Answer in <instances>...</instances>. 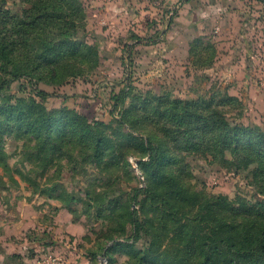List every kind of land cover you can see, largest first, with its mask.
I'll list each match as a JSON object with an SVG mask.
<instances>
[{
    "label": "rangeland",
    "instance_id": "1",
    "mask_svg": "<svg viewBox=\"0 0 264 264\" xmlns=\"http://www.w3.org/2000/svg\"><path fill=\"white\" fill-rule=\"evenodd\" d=\"M101 1L81 0L84 18L77 30L80 39L95 46L94 64H83L56 83L31 72L6 90L9 103L33 100L39 107L32 111H53L67 124L61 149L51 141L39 148L41 140L26 135L25 127L0 128L7 163L0 166V235L14 254L19 245L28 258L42 252L40 264H99L101 257L108 264H136L135 251L161 232L158 211L142 188L130 202L145 182L165 191L154 166L141 163L148 157L146 138L160 150L169 146L163 123L154 130L150 124L156 117H138L145 115L138 97L227 93L240 102L230 121L264 128V0ZM25 6L20 0H0V9L12 12ZM199 38L201 58L195 65L192 47L188 56L184 51ZM125 84V102L115 105L114 95ZM34 88L48 95L40 97ZM73 112L83 117L75 130L68 124ZM94 127L101 138L95 154L87 130ZM177 149L185 166L162 160L159 167L179 186L189 174L196 189L248 201L261 198L252 163L234 169L206 152ZM131 208L145 223L135 241L127 214ZM45 241L52 242L38 245ZM50 246L55 254H48ZM13 260L39 264L19 253Z\"/></svg>",
    "mask_w": 264,
    "mask_h": 264
},
{
    "label": "trees",
    "instance_id": "2",
    "mask_svg": "<svg viewBox=\"0 0 264 264\" xmlns=\"http://www.w3.org/2000/svg\"><path fill=\"white\" fill-rule=\"evenodd\" d=\"M27 6L17 12L0 9V128L25 127L26 135L43 142L51 141L52 147L62 148L66 123L53 111L38 109V103L17 100L9 103L6 92L10 83L22 76L37 74L47 76V81L56 83L76 73L83 64H94L98 54L94 45L77 36L84 18L81 0H20ZM196 39L192 47L193 63L196 65L201 52ZM195 51V53H194ZM204 65V64H202ZM31 83V82H30ZM114 95L115 105L123 106L128 85ZM44 97L45 90L32 89ZM138 97V96H137ZM137 101L145 115L156 121L150 124L154 130L158 124L168 134V147L160 150L146 138L147 159L141 163L154 166V171L164 181L165 191L149 188L145 182L136 191L143 190L160 217L157 229L148 245L135 251L136 264H264V128L230 121L229 116L240 105L239 100L227 93H213L196 99L166 97L150 93ZM32 107V108H31ZM69 123L73 130L83 117L72 113ZM56 129V131H55ZM90 133L91 152L96 153L101 143L97 129L87 128ZM56 141V142H55ZM180 145L186 151H203L212 157L221 158L240 168L252 163L253 184L261 198L248 201L243 197L230 198L225 194H212L194 188L187 174L182 186L163 173L159 167L163 160L176 167H184L178 152ZM229 154V158L226 155ZM0 146V166L7 167ZM177 171V170H176ZM131 236L135 241L145 228L134 208L128 211ZM170 226V229H166ZM164 235L162 237V233ZM167 240L162 247V242ZM52 241L41 242L51 244Z\"/></svg>",
    "mask_w": 264,
    "mask_h": 264
},
{
    "label": "crops",
    "instance_id": "3",
    "mask_svg": "<svg viewBox=\"0 0 264 264\" xmlns=\"http://www.w3.org/2000/svg\"><path fill=\"white\" fill-rule=\"evenodd\" d=\"M103 1V0H102ZM101 1V2H102ZM105 5H106V7H108V1H105ZM99 16V15H98ZM169 48V47H168ZM184 54H186L187 56H188V43H187V47L185 48V51H184ZM0 242H1V244H0V264H14V260H13V258L14 257H16L17 255H18V253H19V255L21 256V259L23 258L24 260L25 259H33L34 261H37L39 264H40V259H39V256H42L43 255V253L41 252V253H39L37 256L35 255V256H32L31 258H28V256H25L24 255V253H23V251L21 250V245H19L18 247H19V250L18 251H15V252H17V253H13L12 251H11V245H10V243L7 241V239H5L2 235H0ZM38 245H40V246H43L44 244H42L41 242H38ZM47 251H48V254H55L54 252H55V250L54 249H52V246H50V248L49 249H47ZM45 256V255H44ZM41 257V260H42V262H44L45 261V257ZM83 258H86V256H83L82 257V260H83ZM87 259V258H86ZM48 260H49V258H48ZM55 260V259H54Z\"/></svg>",
    "mask_w": 264,
    "mask_h": 264
},
{
    "label": "built area",
    "instance_id": "4",
    "mask_svg": "<svg viewBox=\"0 0 264 264\" xmlns=\"http://www.w3.org/2000/svg\"><path fill=\"white\" fill-rule=\"evenodd\" d=\"M99 262V264H108V261L105 257H101Z\"/></svg>",
    "mask_w": 264,
    "mask_h": 264
}]
</instances>
